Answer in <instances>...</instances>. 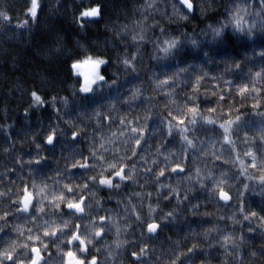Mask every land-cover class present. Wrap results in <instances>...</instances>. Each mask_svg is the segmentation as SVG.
<instances>
[{"label": "trees", "instance_id": "obj_1", "mask_svg": "<svg viewBox=\"0 0 264 264\" xmlns=\"http://www.w3.org/2000/svg\"><path fill=\"white\" fill-rule=\"evenodd\" d=\"M193 3L205 14L184 20L178 0H38L34 22L31 0H0L2 264H30L33 247L45 264H67L68 251L85 264L92 257L96 264H264V6L257 21L237 28L239 8L251 11L260 0ZM97 4L101 16L81 31L76 18ZM209 23L226 25L223 40L213 39ZM173 37L179 43L165 53ZM85 55L108 61L107 84L89 94L71 67ZM50 128L54 146L46 142ZM102 177L112 186L102 187ZM81 198L83 212L67 207ZM152 222L157 235L147 229ZM76 231L86 258L71 240Z\"/></svg>", "mask_w": 264, "mask_h": 264}, {"label": "snow or ice", "instance_id": "obj_2", "mask_svg": "<svg viewBox=\"0 0 264 264\" xmlns=\"http://www.w3.org/2000/svg\"><path fill=\"white\" fill-rule=\"evenodd\" d=\"M178 2L180 3V5L183 8V11L179 13L181 19L184 20H188L190 17H195L196 13H200L201 15L205 14V9H204V5L203 4H194L193 0H178ZM260 4L262 6H264V0H260ZM211 6V5H209ZM39 8V4H38V0H31V5L28 8V13L30 14L31 19L35 22L37 20V9ZM225 11H227V9H225ZM173 14H177V9H176V5L173 4ZM0 15H3L2 13H0ZM221 15H223V13H221ZM101 16V7L99 4H97L94 7H90L88 9H85L83 11L80 12V15L77 19V23L79 28L81 29V31H86V29L84 28L85 23H94L95 21H91V20H86L85 18H97ZM6 19H8L7 16H5ZM234 20H236V27L240 28V21L239 19H237L236 17H233ZM25 24H27V21L24 22ZM226 25L224 24H219L218 26H214L213 24L209 23L207 24V28L212 32L213 35V39L215 40L217 37H219L221 40L224 39V29H225ZM161 32L164 31L163 27H161ZM242 30V29H241ZM203 31V29H202ZM251 31V30H249ZM183 34V33H182ZM133 39L135 40L136 37L134 36ZM140 40H143L144 37L141 35L139 37ZM179 41L178 38L173 37L171 40H165L164 44L166 45V47L163 48V51L165 53H168L170 49H174L177 47ZM191 43L193 45H197V41L195 39L191 40ZM82 46V45H81ZM262 55H264V52L261 53ZM205 55H207V53H205ZM134 59V57H133ZM122 62L128 66L131 64V61L128 58H123ZM108 61L101 58V57H93L92 55H85L82 59H74L73 63L71 65L72 69L76 70V74L79 77H83V83L81 85L80 91L83 93H91L93 91L92 85L96 84L97 81L101 82V86H103L104 84H107V79L104 75H102L100 73V66L101 65H107ZM189 67H191V65H189ZM235 67H239V65H235ZM184 71V69H178V72H182ZM178 74V73H177ZM257 76L260 75V73H256ZM200 77H196L195 83L198 85L200 82ZM161 83H166V81H161ZM225 83L227 84L228 81H225ZM247 89L246 88H241L240 92L243 93L245 92ZM138 94V90L137 93H134V95ZM31 96L34 98V102H40L41 104L43 103V99L41 96H39L37 94V92L33 91L31 93ZM190 99H192L193 101L195 100V97H191ZM220 99H223V96H220ZM55 104V97H53V106ZM191 113H192V120L190 121V123H195L196 122V115L198 112V106H192L188 109ZM209 111H215L214 108H209ZM207 119L208 123H214V121H212L211 119L205 118ZM237 119H239V117H237ZM184 123L183 119H180V124L182 125ZM228 124H231L232 121L229 120L227 122ZM221 128H224L225 133L228 132V128L224 125L221 124L220 125ZM168 130H169V134L171 133L172 130V124L171 122H168ZM134 132L137 131V129H133ZM139 131H143V128L139 129ZM186 129L181 128V132H185ZM61 135H64V133H61ZM76 134L73 133V136H75ZM142 139V137H137L135 139V143L137 145L140 144V140ZM185 140H187V136L184 137ZM46 142L48 145H53L54 143L57 142L56 139V129L55 128H50L49 132L46 134ZM189 145L192 144V141L188 140L187 141ZM135 154V153H134ZM251 155V153H249ZM155 163V161H153ZM76 165L73 164V167H75ZM252 166L255 167V156H253V160H252ZM80 167L82 169H86L87 168V164H81ZM109 167H115V165H109ZM181 165L179 163L176 164V167H174L172 169L173 172L176 171V168H180ZM182 170V169H181ZM161 176L164 174L163 170L161 169L160 173ZM115 176L119 177L121 181H123L125 179V176L123 175V169H119L115 172ZM93 179H95L93 177ZM262 179H264V177H262ZM98 183L100 185H108L109 187L112 186V179H109L107 177H102ZM69 191H71V188H69ZM25 195L23 198V210L24 211H28L29 209V205L31 203L32 200V194L27 192V189H25ZM220 197L225 200L228 201L231 199V197L229 196V194L226 191H223L221 189L220 193H219ZM60 200H63L64 197L61 195L59 197ZM83 203V199L81 198V200L79 202H68L67 203V207L69 209H75L77 212H83L84 209L81 206ZM59 205H57L58 207ZM152 212V208L151 206H149V213ZM169 215H171V213H169ZM252 216H256L257 213L255 211H253L251 213ZM247 218V217H245ZM101 219H103V217H101ZM262 219H264V217H262ZM160 227L159 224L152 222V223H148L147 224V229L149 232H156L157 229ZM102 231V229H101ZM249 231H251V229H249ZM46 235L48 234L47 232L45 233ZM97 235H100L99 232L96 233ZM29 239H31V237H29ZM37 239H39V237H37ZM227 239V237L225 238ZM71 240L72 241H77L78 242V247H80L82 253L85 255V258L87 257V247L85 244V240L81 238L80 234L78 231H76L74 234L71 235ZM46 247V245H45ZM32 253H34V257L31 258L30 264H41V260H42V256H41V251L39 248L33 247L31 249ZM4 255L7 257V259L9 261L13 260V256L11 253L9 252H5ZM67 257H68V261L67 264H85V259H79L76 257L75 253L73 251H68L66 253ZM133 256H136L137 253L133 252L132 253ZM253 255H255V253H253ZM0 264H2V261H0ZM15 264V262H14ZM19 264H24L23 261H19ZM89 264H96V258L92 257V259L89 261Z\"/></svg>", "mask_w": 264, "mask_h": 264}, {"label": "rangeland", "instance_id": "obj_3", "mask_svg": "<svg viewBox=\"0 0 264 264\" xmlns=\"http://www.w3.org/2000/svg\"><path fill=\"white\" fill-rule=\"evenodd\" d=\"M263 15V11L261 10V4L259 3L257 6H256V8L255 9H252L251 11H248V10H245L244 9V6L243 7H240L239 8V10H238V12H237V19H239V21H240V25L242 26V27H246L247 26V23H249V22H251V21H257L261 16ZM98 18V17H97ZM85 19H96V18H85ZM104 65H101L100 66V73H101V69H102V67H103ZM74 70V74L77 76V74H76V70L75 69H73ZM77 77H79V76H77ZM81 80H82V83H83V77H79ZM98 83H101V82H99V81H97V83L96 84H98ZM96 84H93L92 85V88H94V86L96 85ZM82 85V84H81ZM82 94H89V93H83V92H81ZM102 187H109L108 185H101ZM30 193V192H29ZM32 204H33V196H32V200H31V203H30V205H29V209H28V211H24L23 210V202H22V210L24 211V212H29L30 211V209H31V206H32ZM48 264H52V262H50V263H48Z\"/></svg>", "mask_w": 264, "mask_h": 264}, {"label": "water", "instance_id": "obj_4", "mask_svg": "<svg viewBox=\"0 0 264 264\" xmlns=\"http://www.w3.org/2000/svg\"><path fill=\"white\" fill-rule=\"evenodd\" d=\"M153 235H157L158 234V229H157V231L156 232H151ZM41 256H42V260H41V264H45V258H44V256L42 255V253H41ZM32 257H34V253H32Z\"/></svg>", "mask_w": 264, "mask_h": 264}]
</instances>
